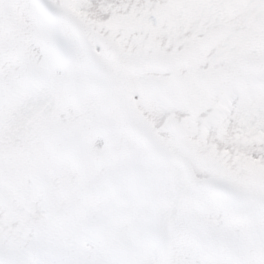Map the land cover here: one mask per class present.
<instances>
[{
	"label": "snow or ice",
	"instance_id": "6c2138e0",
	"mask_svg": "<svg viewBox=\"0 0 264 264\" xmlns=\"http://www.w3.org/2000/svg\"><path fill=\"white\" fill-rule=\"evenodd\" d=\"M0 264H264V0H0Z\"/></svg>",
	"mask_w": 264,
	"mask_h": 264
}]
</instances>
